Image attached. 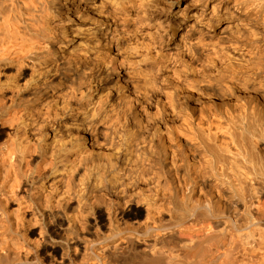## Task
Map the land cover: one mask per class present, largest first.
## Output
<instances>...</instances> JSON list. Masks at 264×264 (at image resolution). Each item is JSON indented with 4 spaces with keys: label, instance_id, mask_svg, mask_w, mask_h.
Instances as JSON below:
<instances>
[{
    "label": "bare ground",
    "instance_id": "1",
    "mask_svg": "<svg viewBox=\"0 0 264 264\" xmlns=\"http://www.w3.org/2000/svg\"><path fill=\"white\" fill-rule=\"evenodd\" d=\"M0 264H264V0H0Z\"/></svg>",
    "mask_w": 264,
    "mask_h": 264
},
{
    "label": "rangeland",
    "instance_id": "2",
    "mask_svg": "<svg viewBox=\"0 0 264 264\" xmlns=\"http://www.w3.org/2000/svg\"><path fill=\"white\" fill-rule=\"evenodd\" d=\"M13 239H14V240L16 239V241H17L18 238H17V236H13Z\"/></svg>",
    "mask_w": 264,
    "mask_h": 264
}]
</instances>
